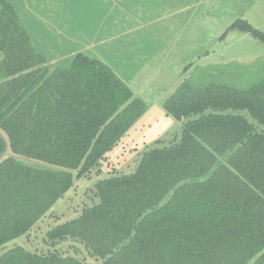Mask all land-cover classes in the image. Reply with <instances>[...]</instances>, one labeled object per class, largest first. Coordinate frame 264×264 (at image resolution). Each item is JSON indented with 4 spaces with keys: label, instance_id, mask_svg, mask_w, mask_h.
Segmentation results:
<instances>
[{
    "label": "trees",
    "instance_id": "obj_1",
    "mask_svg": "<svg viewBox=\"0 0 264 264\" xmlns=\"http://www.w3.org/2000/svg\"><path fill=\"white\" fill-rule=\"evenodd\" d=\"M231 30L264 43L246 19L222 39ZM40 46L0 0V264H264V70L216 64L191 81L188 64L164 101L180 133L146 147L132 171L101 176L146 103L100 58L53 66ZM93 174L92 204L68 219L51 212Z\"/></svg>",
    "mask_w": 264,
    "mask_h": 264
},
{
    "label": "rangeland",
    "instance_id": "obj_2",
    "mask_svg": "<svg viewBox=\"0 0 264 264\" xmlns=\"http://www.w3.org/2000/svg\"><path fill=\"white\" fill-rule=\"evenodd\" d=\"M185 1L32 0L29 12L18 14L26 27L38 28L28 29L49 48L53 66L68 64L74 55L70 53L76 51L99 57L146 103L145 112L106 155L101 176L113 168L132 171L146 147L157 142L168 144L180 133L182 121L167 112L164 101L178 88L188 64L192 63L187 72L191 81L200 78L205 67L216 64L241 72L243 63L248 73L257 69L262 75L264 43L240 30L229 31L224 39L222 35L238 18L264 30V0H187V8ZM41 26L45 31L39 29ZM44 34L48 41H44ZM55 41L60 45L50 47ZM220 76L218 71L216 77ZM252 83L249 79L248 84ZM98 178L93 174L77 181L51 212L68 219L83 204H92L90 196ZM52 220L44 218L33 227L35 246L31 247L42 245ZM23 238L8 246L22 244Z\"/></svg>",
    "mask_w": 264,
    "mask_h": 264
},
{
    "label": "crops",
    "instance_id": "obj_3",
    "mask_svg": "<svg viewBox=\"0 0 264 264\" xmlns=\"http://www.w3.org/2000/svg\"><path fill=\"white\" fill-rule=\"evenodd\" d=\"M9 2H10V4L12 5V7L16 10V12H17V14H21V13H28L29 12V7H30V5H32V0H31V2H30V0H8ZM186 3H184L183 4V6L185 7V8H187V7H189L190 6V2L189 1H185ZM33 3H35L34 1H33ZM38 7V6H37ZM38 8H40V7H38ZM40 19H42V18H40ZM43 20H44V18H43ZM27 28H29V29H38V28H34L33 26H27ZM46 27L45 26H41V28H39L40 30L41 29H45ZM45 31V30H44ZM35 37V36H34ZM36 38V37H35ZM65 37H63V40L65 41V39H64ZM36 40L37 41H39L37 38H36ZM45 40H47V38L45 37V34H44V41ZM48 41V40H47ZM40 44H41V42H39ZM60 43L61 42H59V41H55L52 45H50L49 43V45H50V47H57V46H59L60 45ZM41 46H43L47 51H48V49L44 46V45H42L41 44ZM78 52H80V51H76V52H71L70 53V55L72 56L73 54L75 55L76 53H78ZM49 53V52H48ZM74 55L72 56V58L74 57ZM99 58V57H98ZM50 59V58H49ZM101 59V58H100ZM102 60V59H101ZM71 61V60H70ZM50 62H52V60H50ZM70 63V62H69ZM66 65H68V64H66ZM110 65V64H109ZM62 66H65V65H62ZM113 68V67H112Z\"/></svg>",
    "mask_w": 264,
    "mask_h": 264
},
{
    "label": "water",
    "instance_id": "obj_4",
    "mask_svg": "<svg viewBox=\"0 0 264 264\" xmlns=\"http://www.w3.org/2000/svg\"><path fill=\"white\" fill-rule=\"evenodd\" d=\"M0 135L5 139V137L0 133ZM8 149V147H7ZM7 149L4 151V153L0 156V158H2V156L7 152Z\"/></svg>",
    "mask_w": 264,
    "mask_h": 264
}]
</instances>
